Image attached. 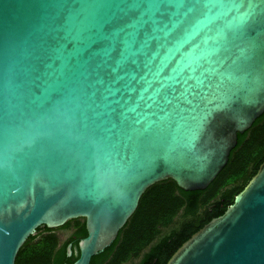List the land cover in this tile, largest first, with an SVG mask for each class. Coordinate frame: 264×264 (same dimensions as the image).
<instances>
[{
    "label": "water",
    "instance_id": "95a60500",
    "mask_svg": "<svg viewBox=\"0 0 264 264\" xmlns=\"http://www.w3.org/2000/svg\"><path fill=\"white\" fill-rule=\"evenodd\" d=\"M192 4L0 0V264L77 217L62 264H88L147 186L201 189L224 165L264 110V0ZM125 24L127 44L105 39ZM165 264H264V160Z\"/></svg>",
    "mask_w": 264,
    "mask_h": 264
},
{
    "label": "trees",
    "instance_id": "16d2710c",
    "mask_svg": "<svg viewBox=\"0 0 264 264\" xmlns=\"http://www.w3.org/2000/svg\"><path fill=\"white\" fill-rule=\"evenodd\" d=\"M264 160V110L236 134L227 160L201 189H182L170 179L147 186L135 209L108 246L88 264H165L174 250L210 218L221 214ZM72 231L59 241L54 228L41 226L18 247L14 264L70 263L78 254L76 241L85 235L82 217L61 226ZM70 242L71 253L65 254Z\"/></svg>",
    "mask_w": 264,
    "mask_h": 264
},
{
    "label": "snow or ice",
    "instance_id": "6c2138e0",
    "mask_svg": "<svg viewBox=\"0 0 264 264\" xmlns=\"http://www.w3.org/2000/svg\"><path fill=\"white\" fill-rule=\"evenodd\" d=\"M200 0H193L192 7L188 9L189 12H192L195 10L197 4H199ZM161 6H164L163 4ZM133 28L132 24H125L123 28H118L114 31H109L108 35L105 37L106 40L115 41L117 39H120L123 43L127 44L132 36V32L125 31V29H131ZM121 33L123 36L121 37ZM107 50V49H106ZM115 71V69H113ZM74 90H79L78 86H74ZM95 92H83L81 93V96L78 97L79 103L83 105L85 108L87 107V102L89 97L95 96ZM85 119L88 118L87 113H84Z\"/></svg>",
    "mask_w": 264,
    "mask_h": 264
},
{
    "label": "rangeland",
    "instance_id": "374dc122",
    "mask_svg": "<svg viewBox=\"0 0 264 264\" xmlns=\"http://www.w3.org/2000/svg\"><path fill=\"white\" fill-rule=\"evenodd\" d=\"M70 223L72 225L73 221H71ZM70 227L71 226H66V227L57 226L53 229V232L57 235L59 241L66 238L67 234L70 231Z\"/></svg>",
    "mask_w": 264,
    "mask_h": 264
},
{
    "label": "flooded vegetation",
    "instance_id": "af4514ba",
    "mask_svg": "<svg viewBox=\"0 0 264 264\" xmlns=\"http://www.w3.org/2000/svg\"><path fill=\"white\" fill-rule=\"evenodd\" d=\"M69 226H71L70 227V231H69V233L67 234V236L66 237H68V235L70 234V232L72 231V225H71V223H69ZM64 240V239H63ZM62 241V240H61Z\"/></svg>",
    "mask_w": 264,
    "mask_h": 264
}]
</instances>
